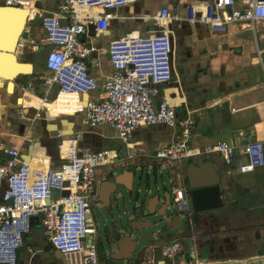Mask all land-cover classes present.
I'll list each match as a JSON object with an SVG mask.
<instances>
[{
	"label": "built area",
	"instance_id": "obj_1",
	"mask_svg": "<svg viewBox=\"0 0 264 264\" xmlns=\"http://www.w3.org/2000/svg\"><path fill=\"white\" fill-rule=\"evenodd\" d=\"M3 1L28 9V21L40 20L46 35V68L52 73L51 80L59 84V90L53 98L40 97L38 108L48 116V110L61 94H78V107L72 115H79L86 127L111 126L126 143V149L83 147L82 133L64 136L58 131L57 161L53 165V156L41 141L30 140L28 160H24L20 148L3 147L0 182L5 181L6 188L0 198V264H33L39 249L30 248L28 256H22L21 250L27 238H37L32 229L34 223L41 226L44 241L63 254L64 264H99L95 241L98 229L91 210L100 194L99 167L134 165L145 156L167 164L207 159L214 154L230 164L238 151L243 155L241 173L264 166V140L260 137L244 144L227 140L207 145L191 143L197 124L195 117L189 112L180 117L178 108L183 102H174L176 95L165 93L173 86L174 44L169 26L174 18L179 19L169 6H162L157 13L163 26L157 31H132L110 40L108 57L112 72L103 83L104 95L85 100V94L98 87L97 78L89 70V61L99 50L98 37L110 27L118 8L138 0H55L53 9L41 6L46 0ZM183 18L205 24L218 33H233V27L235 31L248 30L257 39L264 27V0H191ZM37 47L34 45L33 50ZM256 48L264 71V48L258 43ZM253 108L256 124L264 123V99L254 103ZM17 113L19 118H27L23 106L18 107ZM157 124L179 127L181 137L151 154L132 149L128 139L134 131L139 126ZM172 198L174 209L186 214L193 230L195 212L189 191L175 186ZM196 238L192 233L191 239L195 242ZM183 251L180 239L160 246L164 263ZM208 263L199 260L196 253L182 264Z\"/></svg>",
	"mask_w": 264,
	"mask_h": 264
},
{
	"label": "crops",
	"instance_id": "obj_2",
	"mask_svg": "<svg viewBox=\"0 0 264 264\" xmlns=\"http://www.w3.org/2000/svg\"><path fill=\"white\" fill-rule=\"evenodd\" d=\"M48 1L50 0L42 2L41 6L53 9L56 1L53 0L51 3ZM190 1L138 0L134 4L118 8L110 27L98 37L99 50L92 55L89 61V70L97 78L98 87L85 95V100L88 97L96 99L104 95L103 83L112 72L108 57L110 40L132 31L143 34L157 31L163 27L157 19V13L162 6H169L173 16H179V19L174 18L169 26L174 44L173 75L175 74V80L179 82V85L175 86L174 80L173 86L167 88L165 93H174L176 96L173 101L183 102L178 108L180 117L187 115V112L195 117L197 124L193 130L191 143L207 145L210 144L212 137L217 136L223 138L220 140L236 144H244L256 137L264 140V123L256 124L257 118L253 108L254 103L264 99V71L256 48L257 43L260 46L261 42L263 47H260L264 48V32L262 31L264 28L257 39L251 31L250 37L237 38V33L248 30L235 31L234 27L233 33L214 32L205 24L190 23L184 20L185 8ZM12 11L14 14L22 12ZM23 12H26V16L29 13L28 10ZM37 21L38 23H35L33 28L28 26V35L33 38L31 44L20 46L18 54L13 52L19 55L20 61L32 63V70L22 72L17 76L14 90L12 86L9 89L6 83L0 85V150L3 147L15 146L21 149L23 156L24 152L29 150L30 140H38L48 148L53 156L54 165L57 161V143L60 139L57 136L58 132L52 128L54 124L59 125L58 131H61L64 136L70 135L73 131L82 133L81 146L95 150L106 148V143L112 137H117V132L111 126L86 127L77 115H72L78 107L76 100L78 94L66 95L67 98L55 103V105L59 103L62 105V109L59 110L62 114L55 119L53 118L58 111L49 109L47 116L42 108H38L39 98H53L59 90V84L51 80L52 73L46 66L37 71L34 62L23 50L25 46L31 51H42L47 47L45 46V32L40 20ZM29 22L33 23V21ZM89 34H94L93 28L90 29ZM34 45L38 46L37 50H33ZM0 50L3 51L1 48ZM184 78L186 82H190L188 98L183 95L185 92L181 83ZM20 106H23L26 119L18 116L17 109ZM240 112L253 118V123L240 128L235 127L232 115ZM37 113L46 117L48 128L42 127L40 132L34 135L31 126L37 124L38 121V125L41 126V118L36 116ZM14 120L23 122L19 126L20 130ZM180 137L179 127H167L163 124L143 125L134 131L128 143L133 147L132 149L144 150L147 154H151L167 146L172 139ZM125 149L126 143L122 146V150ZM39 150L45 149L39 148ZM210 159H214L224 185L232 183L231 189L234 191L231 196L226 197L225 206L204 212L194 211L195 225L187 237L188 240L171 234L167 239L162 238L159 242L146 245L143 254L139 253L142 247L139 249L136 247L134 264H182L195 257L196 253L199 260L209 261L208 264H264V166L253 172L241 173L239 165L243 160V155L239 151L230 164L225 163L217 154L207 159L192 158L175 162L173 165L162 163L150 156L136 161L133 167L144 168L151 165L156 170L155 165H161L167 168L169 175L170 187H164L163 202H161V196L156 194L146 203L147 208L151 202L152 212L166 211L170 199H173V188L175 186L185 187L188 183L187 167ZM1 187L0 182V189ZM134 219L147 221L145 224L150 222L148 218L136 216ZM178 223L171 217L168 222L170 227H176ZM33 231L37 238L33 240L29 237L25 240L21 255L28 256L30 248H38L39 252L35 255L37 259H34L33 264H64L63 254L44 241L41 226L34 223ZM98 231L95 237L96 244ZM192 233L197 236L195 242L191 239ZM124 236L130 235L125 233ZM173 239L182 241L184 251L178 257L166 260L164 263L160 246ZM119 251L120 249L113 251L111 257ZM132 255L127 258L125 264H133L129 260Z\"/></svg>",
	"mask_w": 264,
	"mask_h": 264
},
{
	"label": "rangeland",
	"instance_id": "obj_3",
	"mask_svg": "<svg viewBox=\"0 0 264 264\" xmlns=\"http://www.w3.org/2000/svg\"><path fill=\"white\" fill-rule=\"evenodd\" d=\"M51 1L53 2V0H50L48 3H51ZM1 2H3V0H0V4ZM35 23L37 24L38 21H33V23L29 22V27L33 28ZM262 31L264 32V29ZM251 35L252 33L250 31H244L237 33L236 36L237 38H248ZM260 46L263 47L262 42L260 43ZM48 49L49 46L45 47L42 51H31L27 46L23 48L27 57L34 62L37 71H40L44 66H46V51H48ZM254 55H256V53H254ZM64 98H67L66 94H61L57 102H61V99ZM61 106L62 105H60V103L59 105L54 104L51 105L50 109H53L56 112L58 111L56 115L58 116L62 114L61 111L59 112V110L62 109ZM77 117L81 120L80 116ZM253 121L254 119L246 116L244 112L232 115L233 125L238 128L252 124ZM14 122H16L18 128L20 124L23 123L20 122V120H14ZM38 122L37 124H33V126H31V130H33L34 135L39 133L42 128V125H38ZM259 134L261 133L259 132ZM262 136L263 135H261V137ZM124 144L125 142L122 139L114 136L106 143L105 147L120 150ZM173 164H175V162H172L169 165ZM155 167H157L156 170H154L151 165L144 168L133 167V165L123 166L120 164L116 166L99 167L101 173L99 177L104 176L110 179H114L117 174H120L125 170H131L134 172L133 188L129 190L125 186L118 184L117 192L113 194L112 204L110 206L105 207L100 202H93L91 204L92 214L99 230L97 236V246L100 257L99 264H125L127 259L116 260L111 257V253L119 249V242H117L116 238H113V231L114 227H116L120 228L123 233H127L129 235L132 234L133 232L131 231L132 227L130 220L134 219L136 216L139 218H148L151 222H154L153 226L140 231L136 235L132 234L134 238L139 237L144 233L147 234V238L145 240H141V242L137 245L138 249L150 243L159 242L162 238L167 239L171 234L179 235L182 239L185 238L188 240L187 237L190 234L191 228L187 216L186 214L179 213L174 209L173 200L167 205L166 214L167 216H170L171 219L175 218L177 215L180 217V224L175 228L165 229L168 223H166V220L163 219V216L159 214H149L146 204L149 199L152 196L159 194L161 196V202H163L164 187H170L167 168L161 165H155ZM162 229H165V231L160 232ZM111 241L113 245H110L109 242ZM135 259L136 256L135 253H133L129 260L134 264Z\"/></svg>",
	"mask_w": 264,
	"mask_h": 264
},
{
	"label": "water",
	"instance_id": "obj_4",
	"mask_svg": "<svg viewBox=\"0 0 264 264\" xmlns=\"http://www.w3.org/2000/svg\"><path fill=\"white\" fill-rule=\"evenodd\" d=\"M0 9L1 10H20V11H26L28 9L23 8V7H17L13 5H8V4H0ZM28 16V15H27ZM22 16L20 17L19 21H13L14 22V33H16V36L13 38L14 42L11 45V43L6 44L4 47L0 46V48H3V51L0 50V58L4 59L5 58H11L12 62V67L9 68V70H6V73L11 74L14 77H11L12 79H7V78H2L1 81L3 84H5L7 81V86L12 82L15 86V80L19 74H21V68L22 67H28L32 70V63L30 62H20L18 61V51L19 47L23 45H30L31 42L33 41V38H31L28 35V26H29V21L28 18ZM3 20L2 15L0 14V21ZM17 31V32H16ZM11 42V40H10ZM7 49L10 50H16L17 54H14L13 52L10 53L9 51H5ZM108 49V47H107ZM4 69V68H3ZM174 73V72H173ZM175 76V74L173 75ZM177 77V76H176ZM175 86L179 85V82L175 80L173 82ZM41 118V125L42 127H45L46 129L48 128V120L44 115L40 116ZM49 128H51L49 126ZM53 130L58 132L59 125L54 124L52 126ZM75 132V131H73ZM72 132V133H73ZM70 133L71 136L73 135ZM46 134V133H44ZM217 137H212L210 139V143L216 142L220 139L223 138H218ZM40 139V137H39ZM32 148V145H29V150L28 153L23 155L24 160L29 159V152ZM214 159H210L207 161L203 162H197L192 165H189L186 169L187 172V179H188V187H189V193L191 196V204L193 207V210L195 212H204L207 210L215 209V208H220L225 206L226 202V197L231 196L234 190L231 189L232 183L229 185H224L223 180L221 179L220 171L218 168L215 166ZM133 179H134V172L131 170H125L120 174H117L114 179H104L101 182L100 185V194L98 197V202L103 203V206L107 207L112 204V196L117 192V187L118 184H121L125 186L127 189L131 190L133 188ZM1 189H0V195L3 194L5 188H6V183L5 181H1ZM171 203V202H170ZM169 203V204H170ZM149 211V214H159L163 216V219L166 220V223L169 222L170 216H167L166 211L163 212H152L153 205L147 208ZM177 220L180 224V217L177 215L175 218H172V220ZM131 221V231L133 232V235L138 234L140 231L145 230L151 226L154 225V222H149L147 221H141L139 219H134L130 220ZM175 227H170L169 224L165 229H173ZM165 229L160 230V232L165 231ZM125 233L121 231L120 228L114 227L113 231V238H116L117 242H119V249L120 251L117 254H114L112 258L114 259H127L133 254L136 250L137 245L141 242V240H145L147 238V234L144 233L143 235H140L139 237L134 238L132 234L130 236H124ZM120 237H123L120 239ZM120 239V240H119ZM110 245L112 244V241L109 242ZM146 250V246H143L140 250L139 253L143 254L144 251ZM60 252V251H59ZM130 252V253H129ZM139 258V255H138ZM34 259H37L34 257Z\"/></svg>",
	"mask_w": 264,
	"mask_h": 264
},
{
	"label": "bare ground",
	"instance_id": "obj_5",
	"mask_svg": "<svg viewBox=\"0 0 264 264\" xmlns=\"http://www.w3.org/2000/svg\"><path fill=\"white\" fill-rule=\"evenodd\" d=\"M12 10H14V9H11V10H1L0 9V14L2 15V18H3V20L0 21V46H3V47L8 43H11V45H12L14 42L13 38L16 36V33H14V30H13L14 22L17 20L19 21L20 17H22V16L26 17V15H25L26 12L22 11L20 14L18 12L14 14V11H12ZM10 40H11V42H10ZM1 49H3V48H1ZM5 51H9L10 53L16 52V50L14 51L13 49L12 50L7 49ZM5 57H4V59L0 58V85L3 84L1 81L2 78L14 77L11 74L6 73V70L8 71L9 68L12 67V62H11V58H9V57L5 58ZM18 61H20L19 58H18ZM20 62H22V61H20ZM30 71H31V69L28 67H22L21 68V72H23V73L24 72H30ZM7 83H8V81L6 82V84ZM10 86H12L13 90H14V84L12 82L8 86L9 89H10ZM71 95H73V94H71ZM85 95H88V94H85ZM32 229H33V227H32Z\"/></svg>",
	"mask_w": 264,
	"mask_h": 264
},
{
	"label": "flooded vegetation",
	"instance_id": "obj_6",
	"mask_svg": "<svg viewBox=\"0 0 264 264\" xmlns=\"http://www.w3.org/2000/svg\"><path fill=\"white\" fill-rule=\"evenodd\" d=\"M175 80V76H173V81ZM182 85H183V88H184V92H185V94H183L184 95V97L186 96V98H188V96H189V92H190V89H189V85H190V82H186V78H184V81H183V83H181ZM188 95V96H187ZM103 177H100V180L102 181L103 179H102ZM186 188H187V190L189 191V187H188V183L186 184V186H185ZM172 200L173 199H170V202H172ZM101 203V202H100ZM102 205H103V203H101Z\"/></svg>",
	"mask_w": 264,
	"mask_h": 264
},
{
	"label": "trees",
	"instance_id": "obj_7",
	"mask_svg": "<svg viewBox=\"0 0 264 264\" xmlns=\"http://www.w3.org/2000/svg\"><path fill=\"white\" fill-rule=\"evenodd\" d=\"M1 4H2V5H4V4H5V3H4V1H3V2H1Z\"/></svg>",
	"mask_w": 264,
	"mask_h": 264
}]
</instances>
